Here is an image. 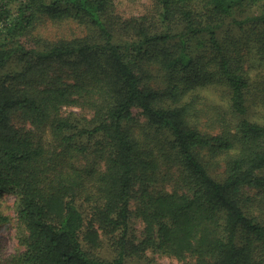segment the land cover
Listing matches in <instances>:
<instances>
[{
	"label": "trees",
	"instance_id": "obj_1",
	"mask_svg": "<svg viewBox=\"0 0 264 264\" xmlns=\"http://www.w3.org/2000/svg\"><path fill=\"white\" fill-rule=\"evenodd\" d=\"M192 1L126 18L115 0H0V197H16L18 264H128L149 251L264 264V122L251 116L264 81L237 58L264 43V0ZM43 16L92 35L29 43ZM214 82L228 117L208 133L194 123L197 85ZM69 105L92 119L62 115ZM18 114L39 134L14 128Z\"/></svg>",
	"mask_w": 264,
	"mask_h": 264
},
{
	"label": "rangeland",
	"instance_id": "obj_2",
	"mask_svg": "<svg viewBox=\"0 0 264 264\" xmlns=\"http://www.w3.org/2000/svg\"><path fill=\"white\" fill-rule=\"evenodd\" d=\"M115 5L117 13H119L122 17L129 18L145 14L151 15L153 13L152 10L154 0H115ZM201 5L202 0L192 1L193 8H200ZM91 35L92 32L87 25L79 22L77 19H66L56 22L47 16H43L38 21L37 26L32 29L27 37L29 43H37L40 41L43 44L48 42H57L63 39H84ZM237 58H239V63L244 65V70H246L251 76V81H264V43H253L249 44L248 47H243L240 56ZM20 65L21 62L15 61L4 71V74L8 75L16 73L20 69ZM70 81H72V79H70ZM197 88L200 90V98L197 100V109L200 111V117H198L194 123H196L203 132L218 133L220 132V129L223 128V124L220 120L224 119V117H228L227 96L223 95L224 85L214 82L203 88L200 85H197ZM254 111L255 113L251 116L256 120L264 122V101L259 102L257 107L254 108ZM61 113L64 116L73 115L72 113H75L73 117L80 124L90 121L93 117V111L91 109L75 105L64 107ZM209 116H211L214 120L211 121ZM229 125H231L230 120ZM13 127L19 131L34 130L36 134H39V131L33 127V124L29 120L22 118L20 114L15 116L13 120ZM141 130L142 124L139 122L135 126V131L136 133L142 135ZM48 134L49 133H46L47 137ZM204 154H206V152H204ZM80 162L84 163V160L81 158ZM167 171L175 174L178 173L176 166H173V168L171 167V169H167ZM213 173H223L222 162L213 170ZM173 185L174 182L171 181V183L169 182L167 186L169 189H172ZM1 196L0 254L2 256L3 264H18L17 261L20 260V254L24 253L25 247L20 242L18 235L20 226L15 211L16 197L8 192L3 193ZM260 208L264 211V202ZM6 217H8V219H6ZM136 227L141 230L143 228V223L138 221L136 223ZM106 253L109 254V251ZM148 255L152 259L151 261L133 258L128 264H183L182 260L163 253H154L149 251Z\"/></svg>",
	"mask_w": 264,
	"mask_h": 264
}]
</instances>
